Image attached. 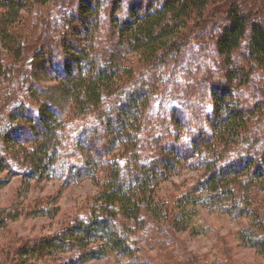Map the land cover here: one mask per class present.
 Returning <instances> with one entry per match:
<instances>
[{"label":"trees","instance_id":"trees-1","mask_svg":"<svg viewBox=\"0 0 264 264\" xmlns=\"http://www.w3.org/2000/svg\"><path fill=\"white\" fill-rule=\"evenodd\" d=\"M55 1L0 0V174L89 178L98 191L86 217L20 244L14 264L133 255L140 229L185 230L195 202L250 215L240 239L264 254V210L251 208L264 192L262 0H64L60 23ZM37 6L46 15L30 21ZM208 39L219 68L190 76ZM182 163L202 173L172 207L158 190ZM17 215L0 209V227Z\"/></svg>","mask_w":264,"mask_h":264},{"label":"rangeland","instance_id":"rangeland-1","mask_svg":"<svg viewBox=\"0 0 264 264\" xmlns=\"http://www.w3.org/2000/svg\"><path fill=\"white\" fill-rule=\"evenodd\" d=\"M76 1L70 3V7H73ZM63 2L64 0H56L57 4L51 6L55 8L54 11L49 8L47 12L51 13L50 18H54L58 23L61 17L57 9L67 5ZM262 3L264 4V0ZM251 5L252 8H257V0H253ZM39 14L46 15V12L37 6L28 15H31L30 21L35 20ZM260 18L264 20L262 10ZM101 20L104 26L108 22L107 18ZM53 28L55 29V26ZM104 28L102 26V30ZM49 33L52 34L51 31ZM105 36L107 38V35ZM49 39H52L49 40L52 45L59 46V38L52 34ZM205 43V55H202L205 59L196 60L195 63L193 61L194 66L188 69L190 76H193L192 73L197 67L199 72L196 78L200 76V71L208 66L219 68L218 55L215 53L212 39ZM194 48L196 52L199 51V47ZM189 62L188 57L184 66L187 67ZM55 68L51 67L50 74L46 77H40L41 84H50L56 79L58 71ZM183 72L179 74L183 75ZM17 78L19 79V76ZM67 106L64 105L62 114L67 112ZM207 106L209 108V104ZM192 120L186 113L183 123L194 122ZM95 146L99 148L98 143ZM201 173L202 171L193 170L182 163L175 174L160 184V198L169 202V205L174 204L177 198L192 189L200 179ZM0 179L3 181L0 184V209L9 214L18 213L16 217L8 216L4 226L0 227V257L3 264L15 263L14 252L20 244L40 236L52 235L73 219L86 217L90 211L91 200L98 191V187L89 178L66 184L60 179L30 180L18 172L11 175L4 172L0 174ZM252 201L251 208L264 210V192H255ZM42 207L51 209V212L56 211L55 215L35 211ZM187 209L189 216L185 230H178L168 222L159 223L155 228L146 225L149 231L145 230L146 228L140 229L141 232L136 236L131 235L132 239L129 241L134 249L133 255L110 251L104 258L90 259L82 264H264V254L240 239V232L252 222L250 215L234 216L219 207L202 202H195ZM52 261L60 263L56 258ZM28 262L45 264L41 259H31Z\"/></svg>","mask_w":264,"mask_h":264}]
</instances>
